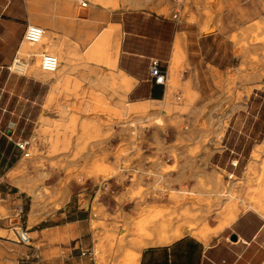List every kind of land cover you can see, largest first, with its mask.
<instances>
[{
  "label": "crops",
  "instance_id": "1",
  "mask_svg": "<svg viewBox=\"0 0 264 264\" xmlns=\"http://www.w3.org/2000/svg\"><path fill=\"white\" fill-rule=\"evenodd\" d=\"M117 1V5H105L92 0L82 7L75 0H0V264H128V259L135 258L138 264H264V197L257 189L251 192L255 200L250 202L257 207L248 206L247 198L248 184L258 188L261 182L254 169L262 167V161L254 154L264 155V83L249 90L241 80L233 90L239 63H234L238 57L224 34L202 33L197 23L179 14L122 8L123 1ZM31 23L43 26L46 33L40 43H33V57L22 56L19 52ZM104 32L106 47L91 53ZM234 33L229 37L235 38ZM42 50L61 53V67H68L64 77L57 79L40 69ZM238 50L244 53V46ZM154 60L166 71L164 84L150 75ZM23 63L24 71L16 69V64ZM64 88L68 90L60 91ZM46 101L68 105L72 150H77V138L111 127L113 138L107 150L112 155L107 163L114 169L122 167L118 152L133 157L138 151L133 144L120 142L122 130L135 119L159 112L192 123L227 124L220 148L213 149L208 164L197 161L192 174L173 175L171 191L183 198L177 224H168L174 205L168 194L148 198L142 210L135 203L121 207L125 188L116 175L106 183L89 176L81 181L68 178V202L42 216L26 208V194L19 187L25 180L11 173L18 172L25 155L18 144L27 141L29 146L41 115L56 110L45 109ZM224 107L228 110L221 112ZM192 131L197 134L198 128ZM140 150L144 157L158 151L146 143ZM90 156L68 161V166L90 167L94 162ZM142 162L148 166V161ZM148 183L140 181L144 186ZM232 191L239 198L230 199ZM209 208L213 210L207 223L195 226L207 231L208 238L188 231L170 242L154 241L170 228L193 224L195 218L187 212L194 211L200 218ZM155 211L160 214L154 226L144 217ZM141 221H146L144 229L153 233L152 239L140 233ZM21 227L29 229V244L17 239Z\"/></svg>",
  "mask_w": 264,
  "mask_h": 264
},
{
  "label": "rangeland",
  "instance_id": "2",
  "mask_svg": "<svg viewBox=\"0 0 264 264\" xmlns=\"http://www.w3.org/2000/svg\"><path fill=\"white\" fill-rule=\"evenodd\" d=\"M91 1L89 0L90 4H92ZM122 1L124 3V7L122 8L138 7L170 16L179 14L181 19L197 23L202 33L220 32L224 34L232 44L234 54L238 57V59H234V63H239L238 73L233 76L232 80L233 90L240 84L241 80L243 85H248L249 90L260 87L255 84L257 79L254 77L257 73L256 71L260 72L264 70V0ZM164 5L169 7L167 13H162L158 10V8ZM219 9L220 11H218ZM205 22L211 27V31L207 32L203 30ZM222 26L223 30H219ZM233 32L236 33L233 34L235 35L234 39L231 37L232 41L229 34ZM242 45L244 46V53L236 51V48ZM23 51L26 54L29 52L28 50H24V48ZM175 88L176 84H173V90ZM63 90H68V88L61 89L60 91ZM240 94L238 93V97H240ZM57 100L55 98L56 102ZM63 105L53 103L51 106H47L46 101L45 109L54 107L56 110H46V115H41V117H47L46 122L48 124L42 127L43 132L40 134L39 128L42 125L40 117L39 124L41 125L38 124L37 133L25 150V152L29 153V156L24 155L21 163L25 169L11 173L13 178H17L19 175L25 180L24 184L19 187L26 194V208H33L34 201L38 200L42 205L37 206V213H41L42 216L65 206L68 202V178L81 181L83 177L89 176L96 180L101 178L106 183L109 178L116 175L125 188L124 194H122L119 201L121 207L129 203H135L142 210L144 209V205H147L146 201L148 198H156L168 194L169 198L174 202V205L169 209V221H171V224L169 222L168 224L169 226L177 224L179 220L178 206L182 204L183 198L182 194L177 191H171V188H175L173 175L192 174L193 164L197 161H200L202 165L208 164L209 156L213 149L220 148V140L223 133V131L221 133V130H224V126L227 124V121H218L216 123L215 121L208 120L192 123V121L184 119H171L168 118L167 114L159 112L152 113L153 115L149 114L143 119L138 118L142 121L135 119L126 124L128 127L132 125L131 128L128 129L127 127V130H122L120 142L122 144H133L138 151L135 154L132 153L134 154L133 157H125L128 154L125 151L118 152L116 156L117 159L120 158L122 160V167L114 169L107 163V160L112 155V152L107 149L108 147L110 148L112 143L113 129L110 127L105 131L98 130V135L88 140L85 144L84 137L77 138V150H72V147H74V136H68V111L66 114L59 111V107ZM66 106L68 108V105ZM227 110L224 107L221 109V112H226ZM157 117L162 121L163 128L155 136L154 127L147 126L151 120H156ZM149 118L151 119L148 120ZM62 122H65L67 125L63 126ZM55 127L56 130L54 129ZM192 127L198 128V131H195L197 134H193ZM215 132H218L219 137ZM47 133H55L54 144L46 138ZM173 133L176 134L173 135ZM145 143L156 146L158 151L144 157L145 154L140 149L141 145ZM162 147L165 150H161L163 149ZM88 148L93 151L88 152ZM96 149H101L102 151L95 152L94 150ZM88 154L93 155L89 158L94 161L90 164V167L68 166V161H79L81 158H87L86 155ZM254 158L262 161V167L254 169V175L261 182L258 188H254V185L251 183L248 184V203L251 200H255L251 192L253 190L256 191V189L260 191L264 186V184L262 185L264 179V155L262 153H255ZM144 159L148 161L147 167L142 165V160ZM132 160L135 162L133 161L132 163ZM159 173H163L164 175L160 176ZM128 179L131 183L126 185L124 182ZM143 179L149 181L148 185L144 186L140 184V181ZM167 181L169 182L168 185H166ZM202 186H205L206 190L209 189L208 185ZM182 189L186 188L182 187ZM186 196L190 198L194 197L193 194H187ZM230 196L232 200L239 198L235 191H232ZM156 210H159V208ZM212 210L210 208L207 209L200 218L196 217L194 211L187 212V215L190 218H195L193 225L198 227L199 224L207 223ZM159 214L160 212L156 214L155 211L153 215L146 216L144 219H148V224L155 226V222L152 219L157 220ZM30 226L31 223L29 224ZM141 230L139 231L142 232Z\"/></svg>",
  "mask_w": 264,
  "mask_h": 264
},
{
  "label": "bare ground",
  "instance_id": "3",
  "mask_svg": "<svg viewBox=\"0 0 264 264\" xmlns=\"http://www.w3.org/2000/svg\"><path fill=\"white\" fill-rule=\"evenodd\" d=\"M89 1V0H88ZM125 1H128V0H125ZM96 2H100V3H103V4H105V5H107V4H113V5H117L118 4V1L117 0H96ZM196 2V1H195ZM158 10L160 11V12H162V13H167L168 11H169V7H167V6H161L160 8H158ZM218 11H220V9L218 10ZM222 11V10H221ZM218 15V14H217ZM198 16V15H197ZM196 19V18H195ZM115 29H117V28H115ZM203 30L204 31H210L211 30V27L208 25V23L207 22H205L204 24H203ZM116 33V32H115ZM116 34H118V33H116ZM106 38H107V32H104L97 40H96V42L91 46V49H90V51H91V53H98V52H101V50L104 48V47H106ZM234 38V37H233ZM38 45V44H37ZM35 46L36 45H34L33 43H31V42H29V41H27L26 39H25V41H24V45H23V48H24V50H28L29 52L26 54L24 51H23V48H22V50L20 49V52H19V55H26V56H28V57H33V53L35 52ZM113 47L115 48V49H117V47H118V35H115V38H114V42H113ZM42 51H45V50H42ZM238 52H239V50H238ZM51 53H53L56 57H57V61H58V67L56 68V70H54V71H45V70H43L42 69V67H41V59H40V57H39V60H40V69L42 70V71H45V72H48L49 74H51V75H54V76H56V78L57 79H61L62 77H64V75H66L67 73V66H64V67H61V62H62V55H61V53L60 52H51ZM88 58H90V59H100L101 57H94V56H90V57H88ZM264 63V62H263ZM259 64V63H258ZM261 64V63H260ZM263 66V65H262ZM24 67H26L25 65H24V63H23V65H18V64H16V69H18V70H20V71H24ZM264 67V66H263ZM262 70V69H261ZM257 73H256V75H255V78H258V80H257V82H255V84L256 85H258V86H261V84H262V82L264 81V70L263 71H261V72H258V71H256ZM173 73V72H172ZM172 83L174 84L175 83V80H172ZM125 85V82L123 81L122 82V85ZM173 88V87H172ZM172 92V91H171ZM52 100V99H51ZM47 106H51V101L50 102H48V104H47ZM59 111L61 112V113H63V114H66L67 113V111H68V108H67V106L66 105H63V106H61V107H59ZM153 115V114H152ZM151 115V116H152ZM151 116H149V117H151ZM158 116V115H157ZM67 117V116H66ZM47 118V117H46ZM46 118H44V117H41V122H42V125L41 124H39V125H41V127L39 128V133L41 134V132H43V129H42V127H44L45 125H47L48 123L46 122ZM152 118H154L153 116H152ZM141 119H143V118H141ZM151 118H149L148 120H150ZM65 120V119H64ZM67 120V119H66ZM139 121H142V120H140V119H138ZM163 120V119H162ZM150 122V121H149ZM162 121H160V119L157 117L156 118V120H151V122L149 123V125L147 126V127H151V126H153L154 127V135L156 136L157 135V133H158V131H162V125H163V123H161ZM63 123V122H62ZM68 123V122H67ZM136 123V122H135ZM145 123V122H144ZM143 123V124H144ZM58 125H60L59 123H58ZM63 126H65V125H67L65 122L62 124ZM223 125V124H222ZM141 126V125H140ZM57 127V126H56ZM56 127L54 128L55 130H56ZM145 127V126H144ZM218 127V126H217ZM222 127V126H221ZM46 128V127H45ZM216 128V127H215ZM45 130V129H44ZM46 131V130H45ZM220 131V130H219ZM222 131H223V129L221 130V133H222ZM216 133V132H215ZM220 133V132H219ZM217 135H218V132L216 133ZM215 134V135H216ZM223 134V133H222ZM43 135V134H42ZM41 135V136H42ZM44 135H45V133H44ZM98 135V130L97 131H95L94 133H88L87 135H86V137H84V144L86 143V142H88V140H90L91 138H93V137H96ZM37 136H39L38 134H37ZM218 137H219V135H218ZM46 138L48 139V140H50V141H52V143L54 144V142H55V133L54 134H52V133H47V135H46ZM67 141V140H66ZM52 144V145H53ZM83 144V145H84ZM65 145V144H64ZM19 170H18V172L19 171H23L24 169H25V167H24V165H20V167L18 168ZM159 175L160 176H162V175H164L163 173H159ZM259 194L261 195V196H263L264 197V186L262 187V189L259 191ZM39 205H42L38 200H35L34 201V204H33V208H34V211L36 210H38V207L37 206H39ZM248 206H255V207H257L256 206V204L254 205V203L253 202H250V203H248ZM264 210V209H263ZM234 216H235V214H233V215H230L228 218H227V221H225L226 223L227 222H229L228 220H231L232 218H234ZM36 219V218H35ZM155 223V225H157L158 223H157V221L155 220V219H152ZM34 221V220H33ZM225 222H223L222 224H220L219 226H217V228H215V230L214 231H218L222 226H224V224H225ZM169 223L171 224V221H169ZM146 224V221H141L138 225H139V229H142L141 231L142 232H140L142 235H144L145 237H147V238H153L154 237V235H153V233L152 232H150V231H147L146 229H144V225ZM155 230V229H154ZM190 232V231H192L193 233H195V234H197V235H200L201 237H203V238H208V235H209V233L207 232V231H201V230H199V229H197L196 227H195V225H193V224H190V225H188V226H186V227H181V226H175L173 229L172 228H170V230L168 231V232H162L161 234H159L158 235V238L157 239H155L154 241H156V242H170L172 239H174V238H176V237H179V236H181L182 234H184L185 232ZM128 264H138V260L135 258V259H128Z\"/></svg>",
  "mask_w": 264,
  "mask_h": 264
},
{
  "label": "built area",
  "instance_id": "4",
  "mask_svg": "<svg viewBox=\"0 0 264 264\" xmlns=\"http://www.w3.org/2000/svg\"><path fill=\"white\" fill-rule=\"evenodd\" d=\"M75 1L79 3V5H81L82 7H86L89 3L88 0H75ZM175 16L177 17L178 14H175ZM45 33L46 30L43 26L39 24L31 23L28 24L26 27L24 38L31 43H40L43 40ZM39 56L41 59V67L43 70L45 71L56 70V68L58 67V61H57V57L53 53L49 51H40ZM14 63L15 61L13 62L12 66H14ZM18 63L21 64L20 62ZM150 75L152 76L154 81L158 84H164L166 82V71L160 67L158 61L156 60H154L151 64ZM18 146L21 149L26 150L28 147V142L23 141L19 143ZM25 155L29 156V153L25 152ZM233 163L237 164V161ZM17 239L22 243L29 244L31 242V235L29 229L27 227L19 228L17 230Z\"/></svg>",
  "mask_w": 264,
  "mask_h": 264
}]
</instances>
